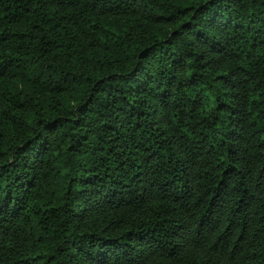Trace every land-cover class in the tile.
I'll return each instance as SVG.
<instances>
[{"label":"trees","instance_id":"obj_1","mask_svg":"<svg viewBox=\"0 0 264 264\" xmlns=\"http://www.w3.org/2000/svg\"><path fill=\"white\" fill-rule=\"evenodd\" d=\"M0 264H264V0H0Z\"/></svg>","mask_w":264,"mask_h":264}]
</instances>
